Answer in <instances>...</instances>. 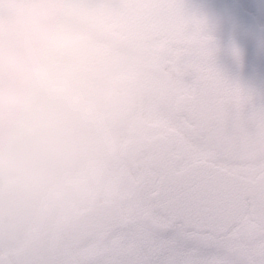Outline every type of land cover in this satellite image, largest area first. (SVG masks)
I'll return each mask as SVG.
<instances>
[{
    "label": "clouds",
    "instance_id": "obj_1",
    "mask_svg": "<svg viewBox=\"0 0 264 264\" xmlns=\"http://www.w3.org/2000/svg\"><path fill=\"white\" fill-rule=\"evenodd\" d=\"M0 20V264H80L118 208L102 124L131 86L99 60L110 17L90 0H0ZM230 70L264 93V76Z\"/></svg>",
    "mask_w": 264,
    "mask_h": 264
},
{
    "label": "flooded vegetation",
    "instance_id": "obj_2",
    "mask_svg": "<svg viewBox=\"0 0 264 264\" xmlns=\"http://www.w3.org/2000/svg\"><path fill=\"white\" fill-rule=\"evenodd\" d=\"M29 2L33 7L40 5V0ZM93 4L110 17L100 36L99 60L131 87L124 108L102 124L108 162L120 185L117 213L121 226L108 236H98L80 264H175L178 251H188L189 264H264V231L257 225L240 224L223 237L185 232L181 224H170L162 215L161 192L157 189L162 180V171H158L162 144L169 143L170 154L180 159L166 164L175 166V173L201 164L255 179L264 170V157L241 167L218 160L176 106L178 98H191L194 93L195 71L200 67L191 49L171 46L164 36L137 34L105 11L100 2ZM197 5L196 27L194 33L186 35L187 40L199 45L217 40L235 49L232 57L238 68L264 70V35L260 33L264 0H198ZM5 26L0 20V28ZM92 63L84 60L78 67L65 58L54 61L57 70L79 78L92 71ZM216 69L219 73L215 76L208 71L203 82L204 107L216 105L226 114L236 113L239 120L254 119V91L243 92L246 88L230 67ZM162 116L170 125L168 129L162 128ZM153 140L154 145L150 143ZM142 141L148 142L145 148L138 146ZM147 144L158 155L157 170L150 167Z\"/></svg>",
    "mask_w": 264,
    "mask_h": 264
},
{
    "label": "water",
    "instance_id": "obj_3",
    "mask_svg": "<svg viewBox=\"0 0 264 264\" xmlns=\"http://www.w3.org/2000/svg\"><path fill=\"white\" fill-rule=\"evenodd\" d=\"M198 0H90L100 2L109 14L123 20L137 34L164 36L171 46L191 49V56L198 61L195 71L193 96L176 100L178 112L204 137L205 145L217 158L228 165L255 164L256 158L264 157V93L254 91L252 105L257 114L252 120H239L236 113H224L220 107H204V86L207 72L216 76L217 66L235 65L232 46L225 47L213 40L203 45L186 39L194 33L197 22ZM63 59V57H58ZM242 72L257 77L264 70L247 67ZM247 89H243L245 92ZM248 91V90H247ZM157 141V140H156ZM165 139L162 138V143ZM148 142H140L144 147ZM154 145V140L150 142ZM169 143L162 144L160 167L153 146L145 149L150 167L162 171V180L157 185L161 192L162 215L170 224H181L186 232L209 233L215 237L226 235L243 221L246 213L250 220L264 230V171L255 180L242 178L210 166L195 164L180 173L168 163L179 162L170 154ZM158 158L157 159H155ZM160 168V170H159ZM154 201V196L150 198ZM119 213L98 236H108L121 226Z\"/></svg>",
    "mask_w": 264,
    "mask_h": 264
},
{
    "label": "rangeland",
    "instance_id": "obj_4",
    "mask_svg": "<svg viewBox=\"0 0 264 264\" xmlns=\"http://www.w3.org/2000/svg\"><path fill=\"white\" fill-rule=\"evenodd\" d=\"M37 4V3H36ZM35 4V6H37ZM170 125L167 124L166 119L162 116V128L163 129H168ZM182 250V249H181ZM180 253H178V258H177V262H175V264H189L191 261L187 258L188 256L186 255L188 251H178ZM110 261V260H108Z\"/></svg>",
    "mask_w": 264,
    "mask_h": 264
}]
</instances>
